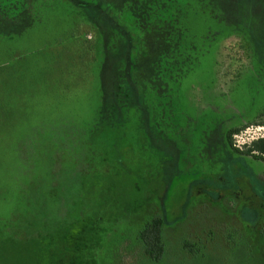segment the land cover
<instances>
[{
	"label": "rangeland",
	"instance_id": "obj_1",
	"mask_svg": "<svg viewBox=\"0 0 264 264\" xmlns=\"http://www.w3.org/2000/svg\"><path fill=\"white\" fill-rule=\"evenodd\" d=\"M19 9L0 22V264H46L54 236L52 264H264V162L222 136L264 126V0ZM153 218L159 261L137 246Z\"/></svg>",
	"mask_w": 264,
	"mask_h": 264
},
{
	"label": "trees",
	"instance_id": "obj_2",
	"mask_svg": "<svg viewBox=\"0 0 264 264\" xmlns=\"http://www.w3.org/2000/svg\"><path fill=\"white\" fill-rule=\"evenodd\" d=\"M21 1L22 0H0V22L2 20L14 21L15 19H17L20 16L21 11H22L21 9H19V7H21ZM166 25L169 27V28L164 29L167 31V35L169 34L168 40H171L172 36H176L175 37L176 39L173 42V44H176L177 41H179L178 30H176L174 26L171 25V23H167ZM229 37H231V35H225L223 36V39L225 40ZM119 81H122V82L119 83L118 86L124 85L125 84L124 82L126 81L130 82L131 84L130 78L129 80H126V81L122 79H120ZM103 82L105 83L106 81H103ZM127 87H129V85H127ZM118 90L119 91H114L113 93L114 95L111 94L110 99L108 97L107 101L110 104L117 105L122 102L121 100L124 98L126 92L125 90H122V89H118ZM113 97L115 98L113 99ZM116 99L117 101H115ZM244 127L245 125L231 126V127H228L224 132H222L223 140H224V143L227 149L231 151L232 153H234L235 155L250 156L251 158L255 160H260L264 162V139H259V140L251 142L250 146L244 151L238 150L233 145V137L238 132H240ZM260 209L264 217V205L261 206ZM164 224L166 223L163 222L160 218H153L150 221L144 223L139 228V233L137 235V239H138L137 246L139 247V249L141 247L143 255L150 261H159L165 251V247H164L165 245L162 242V236H161V232H162L161 229ZM63 230L67 231L66 229L62 228L61 231ZM84 230H85L84 225H79V228L76 229V231L79 232L80 234L83 233ZM73 237L74 236H67L66 234L61 233L60 234V241H61L60 245L64 248L70 247L72 245ZM78 238L81 240V243H82L81 247L86 246V245L89 246L88 245L89 241L86 238L79 237V236ZM57 241H58V236H54V238L51 240H48V243L46 244L47 249L49 250L52 249L53 251V253L47 254L49 255L48 256L49 258L46 259V264L55 263L54 258L56 257V255L54 254L56 252L55 250L57 249L55 248V244L59 243V241L58 242ZM74 243L75 241L73 242V244ZM60 245L58 246L59 248H60ZM75 251L78 252L79 250L76 248ZM29 258H30V261H32V264H37V259L39 258V254L37 253H33L32 255L29 254ZM39 260H38V263H40Z\"/></svg>",
	"mask_w": 264,
	"mask_h": 264
},
{
	"label": "built area",
	"instance_id": "obj_3",
	"mask_svg": "<svg viewBox=\"0 0 264 264\" xmlns=\"http://www.w3.org/2000/svg\"><path fill=\"white\" fill-rule=\"evenodd\" d=\"M234 137L239 138L240 140H246L242 143H246V142L250 143L252 141H256L259 139H264V126L263 125L248 126L244 130L238 132Z\"/></svg>",
	"mask_w": 264,
	"mask_h": 264
}]
</instances>
